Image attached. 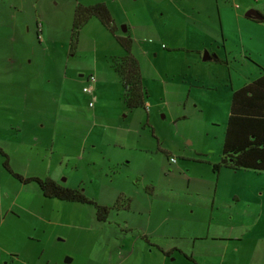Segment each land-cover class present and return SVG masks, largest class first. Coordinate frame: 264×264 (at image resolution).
I'll use <instances>...</instances> for the list:
<instances>
[{"label":"rangeland","instance_id":"374dc122","mask_svg":"<svg viewBox=\"0 0 264 264\" xmlns=\"http://www.w3.org/2000/svg\"><path fill=\"white\" fill-rule=\"evenodd\" d=\"M97 2L107 5L114 33L91 17L72 47L76 6ZM252 4L264 12V0H0V149L15 172L41 179L49 172L64 187L110 208L99 220L92 204L62 201L64 209H52L61 221L57 241L48 248L42 247L45 238L29 241L34 217L15 200L22 185L20 195L34 197L32 184L12 176L0 153V264H158L141 253L143 239L134 225L141 215L159 220L168 209L170 219L178 211L175 223L191 233L210 227V234L221 229L224 236L244 235L238 243L210 240L195 247L194 254L206 256L196 255L203 264H264V171L212 172L228 116L221 93L230 89L231 76L208 78L218 91H205L198 107L187 98L186 109L183 84L173 81L166 92L163 84L169 81L163 66L175 68L190 57L184 50L163 51L201 47L203 39L223 58L233 50L221 67L231 70L235 85L260 73L264 22L247 21ZM116 36L133 41L146 107L123 104L114 60L126 51ZM89 74L96 78L92 93L83 91ZM187 178L194 179L188 189ZM202 185L209 198L192 192ZM39 199L31 201L32 210L50 213L56 199ZM177 241L192 247L188 237ZM174 263L197 264L182 255Z\"/></svg>","mask_w":264,"mask_h":264},{"label":"crops","instance_id":"0c3cea01","mask_svg":"<svg viewBox=\"0 0 264 264\" xmlns=\"http://www.w3.org/2000/svg\"><path fill=\"white\" fill-rule=\"evenodd\" d=\"M252 5L256 8V10H258V11L260 10L261 11L260 13L261 14L263 13L262 15L264 16V12H262L261 8H258V6H256L255 4H252ZM237 7H240V6H237ZM243 18H246V17H243ZM248 19L249 20L246 19L248 22H250V20L262 22L259 20H255L253 18H248ZM222 30H224V29H222ZM253 30H255V29H252V31ZM224 34H225V36H227L226 32ZM204 38H205V34H204ZM224 41H225V39H224ZM201 45H202L201 47H197V48H189L188 46L187 47L176 46V47H172L170 50L167 49L166 51H163L164 54H170L173 51V49H179V50H184L185 53L189 54V56H190L188 58H186V57L184 58V59H188L187 63L180 60L177 64H175L176 65L175 68L171 66L172 63L170 65L167 63L163 66L164 77H165V79H169V81L164 80V82H163V84L166 86L165 92L167 91V88L171 84V82L179 81L181 84H183L184 89L186 90V96L187 97H186V100L183 104L185 109L187 107V103H186L187 98H189V99L193 98L196 101L195 102L193 100L194 107H198V101H200V99L204 98L203 96L205 94V91H211V90H217L218 91V88L220 87L219 85L215 84V80L211 82L212 84H209L210 77L215 76V75L219 76L221 74L222 77L227 76V79H228V75H229V76H231L230 89L227 88L228 91L221 93V97H222L221 101L222 100L224 101V107H225V105L228 106L227 109H228V116H229L232 91L241 87L242 85H244L248 81L255 79L260 73L254 75L253 77H249L248 81L242 82L241 84L239 83L237 86V85H235L234 77L232 76L231 70H228L225 68L226 69V72H225V69L223 67H221V65L224 66L223 64L227 65L230 63L228 60L229 59L228 53L231 54V51H233V50L230 49V52H225V56L227 55V57L223 58V56L221 54H219L217 51H215L213 47H209V46H211V44L210 43L207 44L204 39L201 42ZM162 47L166 48L167 46L162 44ZM203 49H205V51H208V53L211 55V57L201 61ZM242 51H243V53L247 54L250 51V49L243 45ZM222 59H224V61ZM182 65L184 66V68L181 67ZM225 73H226V75H225ZM215 78H216V76H215ZM207 79H208V81H207ZM189 80H191V81H189ZM205 80H206V82H205ZM216 80H218V79H216ZM85 82H86V80H85ZM146 104L148 105V103H146ZM185 109H183V110H185ZM228 116H227V119H228ZM227 119H226L225 127L223 128V139L221 141L220 153L217 154L216 158H214V159H217L216 162H219V160L221 158L222 146L224 144V139H225L224 134H225V130H226ZM171 158H173V157H171ZM216 162H214V163H216ZM221 168H227V167L222 166L217 171H214V169L212 168V172L217 174L218 172H220ZM49 174H50L49 172L46 174L48 176V178L56 180L53 176H49ZM24 177H29V176L26 175ZM191 180L194 181V179H191V178L188 179L187 183L189 185H188L187 189L191 186L193 187V185H191V183H190ZM22 184H25V183H22ZM26 184L27 185L32 184L31 185L32 186L31 192L35 198H41V199L42 198H45V199L48 198V197H45L42 195L39 188L36 186V184L34 182H29ZM23 188H25L24 185H22L18 188L19 194L16 196L15 202L19 203V207H21L26 212L28 211L34 217V219L32 220L33 222H31L29 225V231L27 232L28 240L29 241L35 240L34 236L45 238L47 240V244L42 245V247L46 246L48 248V244H50L52 241H57L56 239H57V237H60V233H61V231H60L61 221L59 219L56 220V218L52 217L53 216L52 214L54 212V211H52V209L54 207L56 210H58V208L64 209L66 207V204L61 203L62 201L64 202V200L51 198V199H56V201L52 202L50 213H46V212H42V211H38V210L35 211L34 209L32 210L30 205H31V201L33 200L34 197H31L28 195H25L22 197L20 195V190ZM192 192H194V194L198 197L203 196V198L204 197L209 198V195H208L209 188L207 187V189H206L203 185L198 187V188H195L194 190H192ZM215 193H216V187H215V189H213V193L211 196V198L213 197L212 198L213 202H214ZM190 195H191V193H190ZM41 199H39V200H41ZM55 202H59V203H55ZM11 203H13L11 206H14L16 204L14 202H11ZM220 203H222V202L220 201ZM16 205H18V204H16ZM41 207H42V205H41ZM45 207L46 206L44 205L43 208H41V210L46 209V211H47V207L46 208ZM190 212H193V211H190ZM7 213H8V211L5 210V214H7ZM172 214L173 213H171L170 209H168L166 211V213H164L163 215L161 214L162 216L160 215V217L158 218L159 220H153L150 217L147 219L145 217V215H141L140 217H142V219L139 222H137V224L134 225L135 228L138 230L139 237H141L143 239V245L139 246L141 253L143 255H146L147 259L152 260V261H156V262H158V264H166L167 258L168 259L171 258L169 260L170 264H176V263H174V261L176 260L177 255H182L185 258H189L191 261H194L197 264H203L204 262L196 259V257H197L196 255L201 256V257H206V256L200 255L202 252L201 250H198V253L194 254L195 247L201 248L202 245L210 242V240H211L212 244L215 241L228 243L231 240L232 241L236 240L238 243L239 241L244 240V235H241V234H229V233H227L224 236V233L221 231V229H220V232H215L213 234H210V227H209V229H207L206 232L202 231L201 233H199V232L191 233V232H189L188 229H186L182 225L175 223V220L178 218V211L175 213V216L170 219ZM149 216H150V214H149ZM144 222H145V224H144ZM231 227H233V226H231ZM237 228H235V229H237ZM229 229L233 230V228H229ZM128 230H129L128 228L125 229L124 233H127ZM224 230H226V229H224ZM180 233L181 234L186 233V235L182 236ZM187 237L189 239H191L192 247H190V248L187 245H185V243L177 241V240H182V238H187ZM36 241H43V240L37 239ZM37 244H38V246H41V245H39V243H37ZM147 246L151 248V251H152L151 254L149 252H147V250H146ZM130 251H132V249ZM66 259H70L67 263L71 262V258H65V262H66Z\"/></svg>","mask_w":264,"mask_h":264},{"label":"trees","instance_id":"16d2710c","mask_svg":"<svg viewBox=\"0 0 264 264\" xmlns=\"http://www.w3.org/2000/svg\"><path fill=\"white\" fill-rule=\"evenodd\" d=\"M91 17L98 18L114 33L115 24L104 2L91 5L78 4L74 10L72 23V47H76L79 31ZM115 38L126 51L125 55L119 57V61L114 60V68L120 76L123 87V104L129 109L146 107L145 98L148 93L142 84L138 60L131 53L133 41L130 36H116ZM224 137L221 158L219 162L212 163L214 171L222 166L233 170L264 171V68H261L260 74L255 79L232 91L230 114ZM0 153L5 158L4 168L21 183L34 182L42 195L48 198L92 204L96 208L97 219H106L110 209L108 206L100 205L78 189L64 187L51 178L24 177L11 169L7 156L1 149Z\"/></svg>","mask_w":264,"mask_h":264},{"label":"water","instance_id":"95a60500","mask_svg":"<svg viewBox=\"0 0 264 264\" xmlns=\"http://www.w3.org/2000/svg\"><path fill=\"white\" fill-rule=\"evenodd\" d=\"M247 18H253L255 20H263L264 16L256 9L251 8L247 13L245 14ZM210 57V54L208 51L204 52L203 59H208ZM70 259H66V262H68Z\"/></svg>","mask_w":264,"mask_h":264},{"label":"built area","instance_id":"2783aa9c","mask_svg":"<svg viewBox=\"0 0 264 264\" xmlns=\"http://www.w3.org/2000/svg\"><path fill=\"white\" fill-rule=\"evenodd\" d=\"M86 81L89 82L90 85L87 84V85L83 86V91H84V92L92 93L93 88H92L91 85H93V84L95 83V81H96L95 76H94L93 74H89V75H87V76H86ZM89 104L91 105L92 103L90 102ZM170 160H171L172 162H175V158H171Z\"/></svg>","mask_w":264,"mask_h":264},{"label":"flooded vegetation","instance_id":"af4514ba","mask_svg":"<svg viewBox=\"0 0 264 264\" xmlns=\"http://www.w3.org/2000/svg\"><path fill=\"white\" fill-rule=\"evenodd\" d=\"M259 21H262V20H259ZM210 57H211V55H210Z\"/></svg>","mask_w":264,"mask_h":264}]
</instances>
